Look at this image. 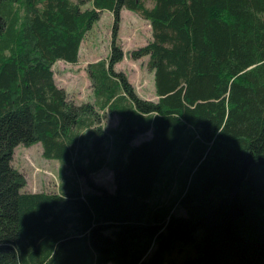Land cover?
I'll return each instance as SVG.
<instances>
[{
  "label": "trees",
  "instance_id": "1",
  "mask_svg": "<svg viewBox=\"0 0 264 264\" xmlns=\"http://www.w3.org/2000/svg\"><path fill=\"white\" fill-rule=\"evenodd\" d=\"M147 1L0 0V264H264V0ZM124 10L150 23L130 55L148 56L156 101L115 71ZM103 12L113 35L88 67L96 102L75 103L53 68L78 62ZM110 142L114 191L90 178ZM35 144L62 165L57 192L24 190L14 152ZM172 184L168 203H150Z\"/></svg>",
  "mask_w": 264,
  "mask_h": 264
},
{
  "label": "rangeland",
  "instance_id": "2",
  "mask_svg": "<svg viewBox=\"0 0 264 264\" xmlns=\"http://www.w3.org/2000/svg\"><path fill=\"white\" fill-rule=\"evenodd\" d=\"M76 1V0H74ZM148 7H152V1H147ZM88 7V5H86ZM113 35V18L109 12H103L99 21L86 35L82 42L79 59L76 64L65 61H57L54 65V77L59 87L63 88L69 99L75 103L91 104L96 102L93 92V84L89 77L88 67L91 63L107 60L111 47ZM151 39V26L139 14L124 10L121 14L117 44L124 52L123 60L115 66L116 72L124 73L134 87L139 96L145 99L156 101L154 86V73L148 67V56L133 59L130 53L145 46ZM102 126L107 132L118 128L120 118L118 115H110L106 112L101 113ZM151 132L139 135L133 144H138L143 140L150 139ZM41 144L31 147L19 145L15 148L13 166L25 177L26 192H57L59 191L60 172L62 165L58 161L46 160L42 154ZM115 144L110 142L99 154L106 160V165L97 173L91 175V180L98 185L106 187L109 191H114V177L111 168L112 161L116 155ZM98 156V157H99ZM68 174L69 169L64 168ZM83 190L84 185L81 183ZM158 190L150 199L151 204L168 203L177 194L178 186L169 185ZM181 251L174 250L170 255L172 262L183 259L182 256L191 252L187 249ZM170 260V261H171Z\"/></svg>",
  "mask_w": 264,
  "mask_h": 264
},
{
  "label": "bare ground",
  "instance_id": "3",
  "mask_svg": "<svg viewBox=\"0 0 264 264\" xmlns=\"http://www.w3.org/2000/svg\"><path fill=\"white\" fill-rule=\"evenodd\" d=\"M106 60V59H105ZM170 166V165H169ZM171 168V167H170Z\"/></svg>",
  "mask_w": 264,
  "mask_h": 264
}]
</instances>
